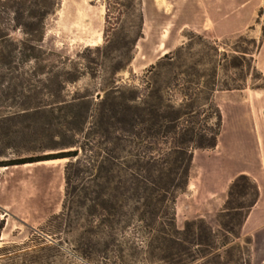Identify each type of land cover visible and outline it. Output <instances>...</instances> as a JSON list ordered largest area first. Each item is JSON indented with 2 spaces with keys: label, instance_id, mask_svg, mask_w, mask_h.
Listing matches in <instances>:
<instances>
[{
  "label": "trees",
  "instance_id": "16d2710c",
  "mask_svg": "<svg viewBox=\"0 0 264 264\" xmlns=\"http://www.w3.org/2000/svg\"><path fill=\"white\" fill-rule=\"evenodd\" d=\"M58 5L59 0H0L1 69H19L40 58L46 18ZM263 13L261 7L259 22ZM3 14L10 15L6 29ZM9 28L24 36L12 37ZM262 31L260 39L241 33L224 39L223 45L192 32L189 41L154 67L142 99L137 87H115L113 94L121 100L94 106L75 98L21 113L30 119L1 120L0 141L5 144L34 150L40 137L33 133L52 126L72 138L64 143L66 150L18 154L0 159V167L70 159L63 207L53 218L69 231L79 229L74 246L91 264H229L218 250L232 243L250 249L251 236L245 237L246 246L237 240L258 201L257 183L247 174L233 179L219 229L203 218L179 228L175 204L189 183L193 149H212L218 143L223 114L215 92L245 89L249 77L250 88L264 90V72L256 65L264 25ZM195 44L201 47L194 50ZM173 92L182 95L180 102L173 100ZM18 124L34 132L30 137L19 134L13 130ZM163 143L168 146L161 147Z\"/></svg>",
  "mask_w": 264,
  "mask_h": 264
},
{
  "label": "rangeland",
  "instance_id": "374dc122",
  "mask_svg": "<svg viewBox=\"0 0 264 264\" xmlns=\"http://www.w3.org/2000/svg\"><path fill=\"white\" fill-rule=\"evenodd\" d=\"M261 7L264 0H59L56 12L45 21L40 58L19 69L0 68V121L30 119L21 113L35 107L48 109L63 100L76 98L94 106L103 100H121L113 94L115 87H137L142 99L154 67L165 54L189 41L192 32L221 45L224 39L241 33L260 39L264 25V13L258 21ZM2 20L3 28L10 27V15L3 14ZM7 31L15 38L24 36L20 29ZM199 47L195 44L194 50ZM251 82L249 77L245 93L251 92ZM226 95L216 91L214 101L218 104ZM261 97L257 95L256 99L260 101ZM173 100L180 102L182 95L173 92ZM13 130L29 137L34 132L20 124ZM227 130L225 127V137ZM33 134L40 137L34 150L25 144L0 141V159L66 150L63 145L72 138L56 126ZM193 151L192 186L177 194L176 223L183 228L188 220L203 218L219 229V213L229 187L221 195L225 198L223 206L218 208L217 196L203 190L204 181L214 182L206 177L202 166L203 156L210 152L201 148ZM69 160L55 158L0 168V264H91L74 246L79 229L69 231L53 218L63 207ZM248 236L252 238L249 250L244 241ZM237 242L246 247L232 243L218 250L223 261L264 264V227L255 233L242 228Z\"/></svg>",
  "mask_w": 264,
  "mask_h": 264
},
{
  "label": "crops",
  "instance_id": "0c3cea01",
  "mask_svg": "<svg viewBox=\"0 0 264 264\" xmlns=\"http://www.w3.org/2000/svg\"><path fill=\"white\" fill-rule=\"evenodd\" d=\"M214 14L218 15L219 11L215 10ZM256 65L264 72V37L256 55ZM246 90H239V95L237 90L219 91L227 94L218 103L223 125L216 147L207 149L210 153L202 159L204 174L214 182L206 184L204 181L203 190L217 196L220 208L225 202L221 195L227 192L232 180L239 174L249 175L259 187V198L251 208L243 229L255 233L264 227V90L250 88L251 92L245 93ZM257 95L262 96L260 101L256 99ZM225 127H228L226 137L223 136ZM191 186L189 180L187 187ZM3 208L9 210L7 205Z\"/></svg>",
  "mask_w": 264,
  "mask_h": 264
},
{
  "label": "bare ground",
  "instance_id": "6f19581e",
  "mask_svg": "<svg viewBox=\"0 0 264 264\" xmlns=\"http://www.w3.org/2000/svg\"><path fill=\"white\" fill-rule=\"evenodd\" d=\"M39 162H49V160H43V161H39ZM28 164H31V163H28ZM8 166H2L0 168H7Z\"/></svg>",
  "mask_w": 264,
  "mask_h": 264
}]
</instances>
